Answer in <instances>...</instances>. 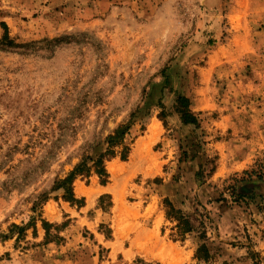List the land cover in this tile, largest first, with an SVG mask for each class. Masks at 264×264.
I'll list each match as a JSON object with an SVG mask.
<instances>
[{
    "label": "rangeland",
    "instance_id": "obj_1",
    "mask_svg": "<svg viewBox=\"0 0 264 264\" xmlns=\"http://www.w3.org/2000/svg\"><path fill=\"white\" fill-rule=\"evenodd\" d=\"M6 36L0 264H264V0H0ZM128 124L106 183L51 191Z\"/></svg>",
    "mask_w": 264,
    "mask_h": 264
},
{
    "label": "trees",
    "instance_id": "obj_2",
    "mask_svg": "<svg viewBox=\"0 0 264 264\" xmlns=\"http://www.w3.org/2000/svg\"><path fill=\"white\" fill-rule=\"evenodd\" d=\"M13 46L14 44L8 39L7 36L0 42V47L4 49L11 48ZM189 106V100L185 96H176L175 110L179 114L182 123L184 125L197 126V119L191 113ZM129 127V124L118 125L105 139V153L99 154L96 159H91L90 157L86 158V160L75 166L73 170L70 171L63 179L56 180L51 191L60 190L62 192V199L66 202L72 203L76 200L73 193L72 184L78 176L87 175L91 171H93V173L100 178L102 184L106 183L107 173L105 171L104 162L107 159H111L118 154L121 156L122 160L127 157L129 149L124 146V138L128 134ZM86 161L91 162V165L87 166ZM46 199H48V197H43V200ZM164 205L166 208V218L168 220H173L176 223L175 230L178 233L179 237H183L185 234L191 233L193 231V227L189 223L188 218L185 217L179 209H175L171 202H169V200L165 199ZM41 225L43 230L45 231V238H48L49 230L46 228L47 226H49L48 223L45 221H41ZM30 226L34 228V218H30V220L27 224L24 225V227L13 225L12 228L17 230L19 232L18 235H20ZM204 237L205 236L202 234L201 238L204 239ZM4 239H6V237H4ZM209 255V251L204 243L200 245L195 251V258L198 261L208 262L210 259ZM253 264L257 263L254 262Z\"/></svg>",
    "mask_w": 264,
    "mask_h": 264
},
{
    "label": "bare ground",
    "instance_id": "obj_3",
    "mask_svg": "<svg viewBox=\"0 0 264 264\" xmlns=\"http://www.w3.org/2000/svg\"><path fill=\"white\" fill-rule=\"evenodd\" d=\"M151 126V125H150ZM132 158V157H131ZM111 173L112 174H115L116 173V170H114V169H112L111 170ZM87 197L90 195V191H88L86 194H85ZM145 235V233H139V234H137V236H136V238H135V242H137V240H139L140 238H142V236H144ZM141 236V237H140ZM136 244L137 243H135V246H136ZM163 261V260H162ZM166 264H168V263H166Z\"/></svg>",
    "mask_w": 264,
    "mask_h": 264
}]
</instances>
